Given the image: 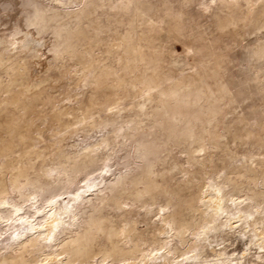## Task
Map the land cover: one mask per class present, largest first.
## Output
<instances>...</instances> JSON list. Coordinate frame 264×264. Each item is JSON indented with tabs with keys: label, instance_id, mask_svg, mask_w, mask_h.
Listing matches in <instances>:
<instances>
[{
	"label": "bare ground",
	"instance_id": "6f19581e",
	"mask_svg": "<svg viewBox=\"0 0 264 264\" xmlns=\"http://www.w3.org/2000/svg\"><path fill=\"white\" fill-rule=\"evenodd\" d=\"M20 1L27 12L26 21L30 19L36 24L55 21L50 26L54 37L48 43L52 55L58 53L56 48L61 44L63 50L72 46V35L62 20L72 18L76 10L57 8V4L66 6L70 2L50 0L56 5L47 7L38 0ZM124 3H132L134 11H143L140 0H124ZM204 9L216 17L221 30L236 33L237 26H241L250 34H256L264 26V0H211ZM254 36L257 38L246 46L254 58L250 65L252 74L248 75L249 68H246L242 78L231 81L238 92L254 86L252 88L261 90L264 97V73L256 65L264 58V39ZM141 38L155 54L147 59L138 50L143 65L136 62V55L130 51L134 48L132 37H124L121 44L114 47V56L120 61L117 70L100 62L83 65L82 69H91L92 78L87 83L90 82L93 92L85 106L78 107L80 112L77 113L57 103L49 111L44 110L35 92L30 93L15 82L27 50L24 36L0 35V106L3 105L0 132L4 129L3 132H7L4 134H8L5 143L0 139V157H3L0 163V264H243L247 251L235 256L221 245L222 241H217L220 236L240 238V234L248 238L249 246L257 245L264 250L263 152L262 156L242 157L222 173L188 176L185 171L178 185L170 186L172 189H168L170 194L166 197H159L166 193L165 175L159 179L151 177L155 153L162 143H170L173 135L193 137L191 142H195L196 150L204 151L196 162L189 149L181 148L180 152L187 155L186 162L200 163L201 170L211 163H205L209 158L208 145L215 147L218 141L209 139L217 133L215 124L209 125L214 123L215 114L220 113V100L228 89L219 87L220 92L214 95L216 91L207 90L210 85L206 88L205 78H213L214 82L223 78L224 71L237 56L220 40L205 43L199 35L189 44L192 51L188 54H192L193 61L187 64L188 69L179 71L163 64L161 51L155 50L159 43L156 38L148 35ZM4 75L9 78L6 80ZM126 78L133 84L132 97L126 103L129 106L120 102L128 95L122 83ZM103 86L107 88L99 93ZM197 90H203V95H197ZM196 95L197 100L193 98ZM136 97L142 100L136 101ZM48 114L66 133L85 130L84 138L66 147L64 144L52 148L65 134L45 141L36 119ZM256 114V118H260V123L256 120L258 125L252 127L256 133L239 119L232 123L230 131L235 138H252L259 142L258 135L264 130L261 120L264 109ZM143 116H147L148 123H143L146 118ZM49 118L45 119L50 122ZM157 130L163 139L156 135ZM54 133L57 135L58 131ZM50 135L49 138L54 136L53 131ZM41 140L45 142L43 146H40ZM50 146V152L46 153ZM232 172L242 182L250 183V187L246 186L250 192L242 193L243 190L232 183L237 182L234 175L230 177ZM78 173L82 175L78 177ZM43 176L46 177L44 183ZM142 183V189L132 192ZM145 194L149 197H143ZM141 209L148 218L144 228L139 227L140 221L135 217Z\"/></svg>",
	"mask_w": 264,
	"mask_h": 264
},
{
	"label": "rangeland",
	"instance_id": "374dc122",
	"mask_svg": "<svg viewBox=\"0 0 264 264\" xmlns=\"http://www.w3.org/2000/svg\"><path fill=\"white\" fill-rule=\"evenodd\" d=\"M38 1L39 3L41 2V4H44V6L46 4L47 7L54 6V2H51L50 0ZM60 1L65 3L67 1L70 3L66 6L57 4V8H61L62 10L66 8L71 11H74V9L76 10L73 12L74 14L72 15V18L69 19L66 17L62 20V22L65 23L66 30L69 31L72 35L73 44L71 47L65 50H63V44L59 45V47L56 48L58 50V53L56 55H52V52L48 49V45L51 43V41L53 40L52 38L54 37V33H52V28L50 26L55 21L51 20L41 22L40 24L33 23L30 19L26 21L27 18L24 17V15L26 16L27 12L23 8V3L20 0H0V35L6 37H11L12 35H17L18 37L24 36V44L27 46L25 58L23 59V65L15 76V82L25 86L26 90L30 93L35 92L36 100L42 106L44 104V110L49 111L53 107V104L55 105V103H57V105L60 107H67L79 113L80 109L78 107L80 105L81 107H84L88 102L89 96L93 92L90 88V82L87 83L88 80L92 78L90 77L92 74L90 73L91 69H82L83 65L87 64L88 62H100L108 65L112 70H117L119 68L120 61L116 58V56H114V47L116 44H121L124 37H132L134 48L130 49V51H132V54L136 55V62L140 65H143L144 61L139 60V51L144 54L147 59H151L155 56V54L151 52V49L147 45V41L141 38L142 35H148V37L156 38L159 42L158 47H156L155 50H159V52L161 51L160 53L161 55H163V64L166 67L167 64L168 67L172 65L176 69L179 68V71H181L180 68L188 69L189 66L187 64L193 61V58L191 56L192 54H188L189 50L192 51V49L189 48V44H192L196 37L200 35L205 43L210 42L211 40H220L221 44L224 43L228 47L232 48L231 51L234 52L233 54H235V57L237 56L238 58H236L234 63L224 71L223 78L215 82L213 78L209 79L208 76L205 78V82H207L206 88H208L210 85L207 90L216 91L214 95H218V93L220 92H218L219 87L221 90L222 88L228 89V91L225 92V97L220 100V105L222 107V109H220V113L218 112L215 114L214 121H212L214 123H211V125H209L210 127H212V125L215 124L214 130L217 132L213 133L214 136L211 135L209 139L211 138L218 141V144L215 147H210V145H208V149L210 150V152L208 155V162L205 163H211L208 165L209 167L204 166V168L206 169H203L202 167L201 170L200 163L191 165L190 162H186L187 155H185V153L183 152H180L181 150L189 149V151H191L190 153L195 156V159L198 156L196 160L194 159V161L198 162L197 160L201 158V155L204 153V151L196 150L197 147H195V142H191L193 137L188 138L184 134L179 133L180 136L173 135L171 137L172 141H170V143H162L158 151L155 153V159L153 160V165L151 166V177L153 176L155 179H159L161 175H165L166 184L168 186V188L166 186L165 189L166 193L163 195H159V197H166L167 195H169L170 193H167L168 189H172L171 187L175 188L178 185V183L183 179L185 171H188V176H201L209 173L211 174L213 172L214 174H216L218 173V171L222 173L224 172L225 168L227 169L231 166V163H238L239 159H242V157H249L251 155L256 157V155H263L264 130L259 129V131L262 130L260 131L261 136L258 135L259 142H255V140H253L252 138L245 139L236 137V139L233 133L230 131L233 129L232 123L234 122L235 124V122L239 121V119H241V123L243 122V124H246L247 128L252 129L255 133L257 131L252 127H256L258 125L256 120H258V122L260 120V118L257 119L258 116L257 118L255 116L257 115L256 113L258 112V110L260 111V109H264V97H261V90H256L254 89V86H250L244 92H238L236 85L233 84L232 81L233 79L242 78L246 68H249L248 75L252 74L253 70L251 66L252 63H254V58L250 55L249 48H247L246 46L252 44V42L257 38V36L254 35H258L261 39H264V26L256 34H250L241 26H237L238 28L235 31L236 33L230 30H221L217 24L218 21H216V17H213L209 10L204 9V5L210 3L211 0H140L142 3H140L139 5L141 6V8H143V11L140 10L141 12L134 11L132 3L131 5L129 3L122 4L124 0ZM120 5H122V7L118 9ZM146 11H148V14ZM224 19L225 18L223 16V20ZM38 28L40 29L39 32H37ZM35 35L37 36V38ZM74 35L76 36L74 37ZM233 35H236V37H234ZM32 36L35 38H31ZM25 37H27L28 40ZM139 37L141 38L140 40L138 39ZM186 45H188V48L186 47ZM183 48H185L186 51L183 52ZM162 49L164 50V52H162ZM185 56L187 58L189 57L188 60ZM36 59L42 61L41 65H38L39 61H36ZM256 65H259V67H261L262 69V72L264 73V58L256 63ZM4 78L7 80L9 76L4 75ZM123 81L122 83L126 85V88L128 90V95L122 97V100L120 102H122L124 106H127L128 104L126 105V103L130 100L133 94L131 91V86L133 84L129 80V78H126ZM210 81L214 83L211 84L212 82ZM15 82H13V84ZM222 84H224L223 87H221ZM106 88L107 86H103V89L99 90V93H104ZM206 88L204 87L205 90ZM201 93L203 95V90H197L196 92L197 95H200ZM197 95L193 97L195 100L198 99ZM229 96L231 100L227 101ZM233 97L235 100L233 99ZM135 100L141 101L142 97H136ZM61 102L62 104L60 105ZM2 107L3 105L0 106V109ZM122 112H124V110H122ZM102 113L104 114V111H102L101 114ZM45 116V118L51 117L49 114L48 116ZM65 116L71 117V115ZM236 116H240L242 118H237ZM143 117H146V121L144 120L145 122L143 121V123H148L149 120L147 116ZM45 118H38L39 120L36 119V121L38 123L39 130L46 142L48 140L55 139V137H58L59 135L65 134L64 139L62 138L63 141L61 140L62 143L61 141H57L55 142L56 146L55 144H53L52 148H56L59 145V147H62L64 146V144V147H66L70 145V142L72 143L75 140L84 138L83 136L85 134V130L75 134L70 132L66 133L65 130L62 129L64 127H62L61 124L59 125V123H57L55 120H51L52 117L49 118L50 122H48L49 120ZM233 118L235 121L233 120ZM261 120L264 121V118H261ZM3 130L4 129H2V131L0 132V139L2 140L0 141L2 142V144L3 142L5 143L8 138V134H4V132H7H3ZM52 131L54 136H51ZM57 131L58 133L56 135L54 132ZM69 133L72 135L69 136ZM217 134L218 138L216 137ZM49 135L51 136L50 138ZM156 135L161 139L164 138V136L161 135L160 130L156 131ZM68 138L70 140H68ZM183 141H186L184 145ZM39 143L41 144H39L40 146H43L45 144L44 140H41ZM206 143L209 144L208 141H206ZM198 144L199 143H197L196 146H198ZM172 148L174 149V151ZM50 149L51 146L46 150V153H49ZM192 149H195L196 151L194 152L192 151ZM232 155L233 158L235 157L234 159L232 158ZM2 158L0 157V163ZM171 161H173L174 163L173 166L171 165ZM171 167H174V170ZM77 175L79 177L82 174L79 175L78 173ZM230 177L235 178L234 180H236L237 182L232 183L241 188L243 190L242 193H244L245 190L246 192L249 191H247V187H250V183L242 182V179L238 175H236L235 172H232L230 174ZM45 179L46 177L43 176L41 178V181L43 182ZM7 182L9 183V181ZM172 183L177 184L173 185ZM138 185L132 190V192L136 193L138 189H142L143 183L140 186ZM200 187H198V189ZM143 197L149 196L145 194L143 195ZM112 214H115V212ZM115 217L117 216L114 215V218ZM135 217H137L140 221V225L138 224L139 227L141 226L140 228H144L148 221V218L144 214V210L141 209L140 213L136 214ZM236 234H238L239 236V233ZM236 236L237 235L225 236L226 238H222L220 236L223 240H221L220 237L217 238L218 240H216L219 241V243L220 241H222L223 243L221 242V245H225L228 252H234L235 256H241L243 251H247L243 264H263L264 260L262 259V257H264V250L257 245L249 246L251 245V243L243 234H240V238L242 237L241 239ZM248 248L249 250H247Z\"/></svg>",
	"mask_w": 264,
	"mask_h": 264
}]
</instances>
